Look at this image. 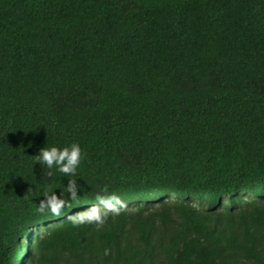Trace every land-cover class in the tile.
<instances>
[{"label":"trees","instance_id":"16d2710c","mask_svg":"<svg viewBox=\"0 0 264 264\" xmlns=\"http://www.w3.org/2000/svg\"><path fill=\"white\" fill-rule=\"evenodd\" d=\"M0 264H264V0H0Z\"/></svg>","mask_w":264,"mask_h":264},{"label":"clouds","instance_id":"9594fccd","mask_svg":"<svg viewBox=\"0 0 264 264\" xmlns=\"http://www.w3.org/2000/svg\"><path fill=\"white\" fill-rule=\"evenodd\" d=\"M81 149L77 143H72L67 147L57 148L56 146L41 147L38 154L35 155L36 162L47 166L51 169L54 165L56 170L61 173H72L76 165L79 163ZM69 198L74 199L76 193L74 190V182L69 181L67 186ZM97 205H93L89 210L82 214H78L73 219V224L95 223L97 226L102 225L108 218L109 213L119 214V207L122 206L120 198L115 193L106 195L97 194L95 196ZM66 201L58 197L56 193L50 196L45 195L39 201L36 211L43 213L47 209L52 214H59L60 210L66 206ZM107 252V250H105Z\"/></svg>","mask_w":264,"mask_h":264},{"label":"rangeland","instance_id":"374dc122","mask_svg":"<svg viewBox=\"0 0 264 264\" xmlns=\"http://www.w3.org/2000/svg\"><path fill=\"white\" fill-rule=\"evenodd\" d=\"M123 205H127V203H124Z\"/></svg>","mask_w":264,"mask_h":264}]
</instances>
